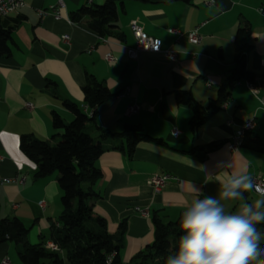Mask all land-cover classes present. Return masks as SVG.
I'll return each instance as SVG.
<instances>
[{"label":"crops","instance_id":"0c3cea01","mask_svg":"<svg viewBox=\"0 0 264 264\" xmlns=\"http://www.w3.org/2000/svg\"><path fill=\"white\" fill-rule=\"evenodd\" d=\"M57 1L24 0L17 13L0 19L4 27L13 26L9 54L0 56V217L19 218L28 227L31 244L51 242L49 227L62 210L61 190L57 172L34 177L35 164L21 153L19 140L31 134L55 143L58 137L53 138L52 112L66 123L73 119L63 100L89 113L82 92L87 75L113 94L99 106L97 124L116 134L139 127L148 136L131 154L125 149V138L109 137L103 141L105 146L115 144L123 149L108 147L96 160L102 176L93 185L92 210L105 220L109 234L126 221L120 250L124 264L153 242L152 215L175 220L199 196L194 187L205 195H215L219 180L241 170L252 179H264V152L255 149L257 142L264 144V107L259 101L264 97V0H115L117 27L104 38L84 20L69 19L80 7L100 5L104 0H61L63 6L58 9ZM50 7L59 11L60 18H54ZM133 22L148 36L159 38L163 49L177 51V60L152 52L129 58L126 48L135 44L130 30ZM241 24H248L251 30L247 67L255 74L252 83L259 87V94H253L246 81L237 82L225 107L193 127L189 123L193 107L178 103L176 92L188 91L197 106L216 97L233 66V37ZM195 27L198 44L167 31L187 32ZM63 35L69 37L68 42ZM108 53L114 61L105 59ZM132 103L139 110L128 114L126 108ZM250 117L255 118V129L238 151L230 152L225 143ZM89 133L98 136L94 129ZM217 142L220 145L213 150L199 149ZM221 161L230 167L217 168ZM164 173L174 179L154 192L149 179ZM3 178L24 180L6 183L1 182ZM244 196L251 202L256 193ZM224 203L226 211L232 212L241 202ZM136 207L146 209L148 215L142 216ZM13 248L16 250L14 244L1 243L0 261L7 257L12 264Z\"/></svg>","mask_w":264,"mask_h":264},{"label":"trees","instance_id":"16d2710c","mask_svg":"<svg viewBox=\"0 0 264 264\" xmlns=\"http://www.w3.org/2000/svg\"><path fill=\"white\" fill-rule=\"evenodd\" d=\"M69 19L73 22L84 20L86 26L99 37H108L113 35L114 28L117 27L116 2L104 0L100 5L82 6L70 13ZM17 22L18 19L15 20ZM12 29L13 26L4 27L0 23V56L9 54L8 43ZM250 35L248 24L238 26L233 37V66L228 71L226 81L218 88L216 97L205 106H197L188 91L176 92L178 103L193 107L194 114L189 122L191 126L202 124L217 111L230 98L235 83L254 81L255 74L247 67ZM82 92L89 113L67 100H63L62 104L73 113L71 121L66 123L57 112H52L51 126L55 133L53 138L58 137L55 143L31 134L20 137L19 149L35 164V178L58 173L62 211L49 227L48 239L58 247L57 251L47 248L44 241L31 244L27 239L28 227L19 218L0 217V244L10 241L16 246L19 264H124L120 258V250L126 232V221L119 223L116 233L109 234L105 220L95 215L92 210L91 198L95 195L93 185L102 176L96 160L108 147L123 149L121 145L105 146L103 141L109 137L116 135L125 138V149L131 154L135 145L146 140L148 136L139 127H127L116 134L97 124L99 106L110 100L113 94L94 76L87 75ZM89 129L98 132L97 138L91 136ZM249 134L247 132L245 138ZM219 145L218 142L210 143L199 149L210 151ZM255 149L264 152V144L257 142ZM180 217L181 215L173 221H165L153 214L154 240L135 254L128 264H164L166 257L175 250L181 235ZM258 228L264 231V224Z\"/></svg>","mask_w":264,"mask_h":264},{"label":"clouds","instance_id":"9594fccd","mask_svg":"<svg viewBox=\"0 0 264 264\" xmlns=\"http://www.w3.org/2000/svg\"><path fill=\"white\" fill-rule=\"evenodd\" d=\"M230 167L221 161L217 168ZM199 196L183 209L175 250L164 264H264V186L254 182L243 170L226 174L218 181L215 195ZM256 193L251 202L245 193ZM202 197V198H201ZM225 201L241 202L232 212Z\"/></svg>","mask_w":264,"mask_h":264},{"label":"built area","instance_id":"2783aa9c","mask_svg":"<svg viewBox=\"0 0 264 264\" xmlns=\"http://www.w3.org/2000/svg\"><path fill=\"white\" fill-rule=\"evenodd\" d=\"M24 6V0H0V18L7 17L9 15H13L18 12L22 7ZM63 6V3L61 0L57 1V9L61 8ZM50 10L54 16L55 19L60 18L59 11L56 10L54 7H50ZM259 11L263 13V8H259ZM40 13H45V11H41ZM130 30L132 32V35L135 40V44L133 47L126 48L127 56L131 59H135L139 52H152V53H160L164 57L170 59L171 61L177 60V51L170 50V49H163L162 43L159 38L150 37L148 36L142 28L137 25L136 23L130 24ZM167 31L169 33H174L178 37H184L189 43L191 44H198L200 42V35L198 33V27L193 28L192 30H189L187 32H183L181 30H178L176 28H167ZM63 40L68 42L69 37L67 35H63ZM105 59L107 61H114V58L111 54H106ZM262 64L264 65V60L262 61ZM247 86L253 92V94L258 95L259 94V87L254 85L251 82H247ZM122 95V93L120 94ZM259 101L261 105L264 107V97H259ZM221 108L225 107V102L220 105ZM139 110V106L135 103H132L127 106L126 111L128 114H134L137 113ZM256 121L254 117H250L245 119L241 122L239 128L236 130V132L233 134L230 140L225 143V147L230 152H236L238 151L241 146L243 145L245 134L247 132H252L256 127ZM176 132V131H175ZM170 179H174V176L164 173L159 175H153L148 183L152 190L154 192H159L160 189L166 184V182ZM24 178H20L19 180H15L14 178H3L1 182H12V181H19L22 183ZM254 182L257 184H260L261 186H264V179L260 177L253 178ZM136 211L139 212L142 216H147L148 211L146 209H141L136 207ZM46 247L50 250L57 251L58 247L52 243L49 242L46 244ZM0 264H10L7 258H3L0 262Z\"/></svg>","mask_w":264,"mask_h":264},{"label":"rangeland","instance_id":"374dc122","mask_svg":"<svg viewBox=\"0 0 264 264\" xmlns=\"http://www.w3.org/2000/svg\"><path fill=\"white\" fill-rule=\"evenodd\" d=\"M62 211V210H61ZM59 216V215H58ZM58 216H57V219H58ZM4 243H10V244H13L12 242H10V241H7V242H4ZM13 246V245H12ZM10 257H11V262H12V264H19V260H18V256H17V252H16V250L13 248V249H11V252H10ZM4 258H7V257H4ZM3 259V258H2ZM1 259V260H2ZM8 259V258H7ZM8 261H9V259H8ZM1 262V261H0ZM9 263H10V261H9ZM65 264H69V263H65Z\"/></svg>","mask_w":264,"mask_h":264}]
</instances>
